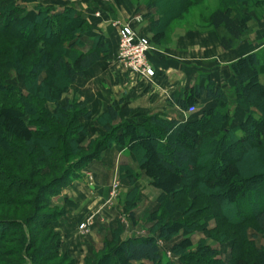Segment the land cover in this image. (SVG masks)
I'll return each mask as SVG.
<instances>
[{
	"label": "trees",
	"instance_id": "trees-1",
	"mask_svg": "<svg viewBox=\"0 0 264 264\" xmlns=\"http://www.w3.org/2000/svg\"><path fill=\"white\" fill-rule=\"evenodd\" d=\"M189 1L179 0L176 7L170 6L169 16L177 17ZM15 3L0 8V39L15 37L23 44L14 57H4L2 64L6 66L0 68L23 71L26 92L5 84L7 74L0 72V264H35L33 261L38 256L46 261L60 258V264H75L62 250L63 237L55 228L64 211L50 213L43 207L76 182L85 166L112 144L126 148L135 156L141 175L151 179V186L161 191L160 197H176L177 200H157L158 205L166 207L160 210L161 215H169L167 205L175 203L179 207L171 213L178 211L192 220L205 215L219 221L218 229L212 230L210 237L226 243L231 251L229 259L218 260L217 254L205 246L200 247L201 253L198 250L193 254H176L177 247L184 248L181 243L170 250L179 256V262L264 264V251L256 247L257 234L264 236V61L260 55L252 53L229 65L235 79V102L246 110L237 127L220 128L230 120L227 101L220 89L206 84L179 104L186 111L194 106L195 99L205 95L215 105L213 109L198 116L194 113L184 121L151 115L141 123L124 122L111 129L106 127L97 140L88 141L87 147L78 137L87 136L81 121L88 120L90 113L77 101L78 110L69 101L62 107L58 103L69 85L107 55L104 38L95 36L88 46L87 35L92 25L71 6L57 11L39 0ZM31 3L36 6L33 18L29 19L26 5ZM259 5H264V0H220L215 9L204 14L212 30L223 32L219 36L223 50H230L244 36L251 19L245 11ZM149 7L157 6L154 3ZM162 25L161 19L154 20L153 27L161 30ZM43 72L47 76L39 83ZM48 103L54 104L51 110L46 107ZM105 115L110 122L118 118L113 106ZM239 166L250 170L246 175L234 177ZM127 174L130 183L127 203L135 208L140 200L135 184L141 175L130 171ZM175 180L176 187L168 190ZM178 180L187 184L182 186ZM190 193L204 194L208 204L193 209L196 200H183ZM224 200H232V204L223 205ZM185 203L187 208L181 206ZM135 217L132 212L128 217L133 225L137 224ZM115 225L121 230L118 222ZM33 226L53 231L57 241L35 249V233L30 228ZM118 232L115 230L112 235L118 236ZM109 243L102 242L95 264H115L117 257L126 264H174L161 259V250L151 235ZM185 243V248L190 247L189 242ZM5 244L10 245L5 248ZM96 255L90 251L84 260ZM251 256L254 259L249 261L247 257Z\"/></svg>",
	"mask_w": 264,
	"mask_h": 264
},
{
	"label": "crops",
	"instance_id": "crops-1",
	"mask_svg": "<svg viewBox=\"0 0 264 264\" xmlns=\"http://www.w3.org/2000/svg\"><path fill=\"white\" fill-rule=\"evenodd\" d=\"M35 5H26L29 19L34 16ZM45 6L57 11L71 6L81 12L92 25L87 35L88 46L90 39L101 35L108 49L107 55L84 72L72 87L81 107L90 113L88 120L81 121L87 136H79V141L84 144L102 136L106 127L111 129L124 122L141 123L151 115L184 121L192 114L186 115L179 103L193 97L194 92L206 84L222 91L228 112H244L236 107L233 94L235 79L229 65L252 53H257L264 61V20H261L257 21L252 34L245 35L227 51L220 47L214 32L180 31L169 42L154 47L149 54L148 63L155 73L153 78L130 79L118 62L117 29L111 23H131L137 33L151 37V16L140 17L138 24L133 22L139 11L136 12L131 0H50ZM97 12L99 18L94 15ZM195 100L198 112L215 107L205 95ZM111 106L118 114L114 122L105 115ZM137 164L131 152L112 144L99 158L88 163L81 181L61 191L60 196L67 202L64 204V217L55 228L63 237V250L74 261H81L91 248L98 247L99 230L109 229L104 223L108 225L113 221L112 211L116 209L109 202L111 185L118 181L119 194L125 196L130 189L127 172L142 174ZM135 186L140 197L159 193L147 176L141 175ZM81 223L87 224L86 233L79 231Z\"/></svg>",
	"mask_w": 264,
	"mask_h": 264
},
{
	"label": "rangeland",
	"instance_id": "rangeland-1",
	"mask_svg": "<svg viewBox=\"0 0 264 264\" xmlns=\"http://www.w3.org/2000/svg\"><path fill=\"white\" fill-rule=\"evenodd\" d=\"M42 3H47L50 0H39ZM220 0H190L187 2L185 7L180 11L177 17L174 18V15L169 16L168 8L171 6L176 7L179 0H131L134 7L137 9L136 12L137 16L143 18L144 16L150 17V22L152 25V34L151 37H146L149 39V42L152 46V48L158 46L159 44H164L165 42H169L171 39L175 37L176 34L180 31H186L191 32L195 31L196 33H207V32H214L217 37L223 35V32H216L212 30L206 23L204 14L212 11L215 9ZM17 0H0V8L4 6V4L11 3V5H15ZM157 7L149 9L151 4H154ZM36 6V5H35ZM170 7V8H171ZM252 7V6H251ZM253 9H249L248 14L250 15L251 19L246 24V32L244 36L248 35L249 33H253L255 30V25L257 21L264 20V5H259L258 7ZM149 13H146L148 10ZM146 13V14H145ZM135 17V16H134ZM161 19L163 28L161 30L153 27L154 20ZM138 24V23H136ZM18 28V27H17ZM18 29H16L17 31ZM244 36L242 38H244ZM22 42L17 40V38H1L0 39V65L2 67H5L6 65L2 64L4 63V57L6 55L14 57L22 47ZM16 69V68H15ZM14 68H8L7 70L3 68V71L0 68V72L3 75L7 74L6 80L3 82L5 84H10L11 86L19 89L21 92L25 93L26 89L24 86L25 83V76L22 72L16 71ZM47 74L43 72L41 76L39 77V83H42L43 80L46 78ZM128 76V74H127ZM51 77V74H50ZM128 78L132 79L135 77ZM51 82V81H50ZM74 84V83H73ZM73 84L69 85V88L65 91V93L61 94L59 99V106H63L66 101L71 102L74 106V110H78L79 107L76 105V101L79 104L78 97L76 96V91L73 90ZM81 105V104H80ZM236 107H239L244 112H229V121L221 125V129H230L237 127L240 122L243 120L245 109L240 107L238 104H236ZM48 110H51L54 107L53 103H48L46 105ZM196 108V107H195ZM228 109V108H227ZM247 111L250 110V108L246 107ZM203 112H198L196 109L195 116H198V114H201ZM189 117H187L184 120H187ZM78 140H80V137H78ZM97 140V137L92 139L91 141ZM262 140L264 141V132L262 134ZM88 147V144H86ZM86 147V148H87ZM90 148V147H89ZM258 154V152H257ZM194 160V158H193ZM87 166V165H86ZM85 166V168H86ZM248 170H250L246 166H239L237 174L234 177L243 176L246 175ZM84 170H82L79 175L77 182L81 181L84 178ZM153 171L157 172V175L164 177L163 173L158 171L157 169H154ZM208 172V171H205ZM210 172V171H209ZM163 181V179H162ZM174 181L173 184H171L167 189L172 190L174 187H176V182ZM182 186H185L187 183L185 181H180ZM115 183L117 186H115ZM159 191L158 189H156ZM212 192V191H211ZM61 193L58 195H55L51 200L49 199L44 205L45 212H61L64 211V198L60 196ZM161 196V191H159L158 195H151V196H142L140 197V200L138 201L135 208L131 207V204L127 203V196L120 195L119 194V183L118 181H114L110 188V195H109V202L112 204L114 209L112 212L113 215V221L110 224H105L106 227H108V230H99V240H98V247L94 249L91 248V252L97 253L96 257L91 258L89 261H86L82 259L81 261L77 262L75 261V264H95L98 261V258L100 256V249L102 246V242L106 240L107 243L111 244L113 242H120L122 240H126L127 238H130L131 236H146L151 235L154 241H156L157 245L160 248L161 253V259L164 261H170L174 264H183L178 261L179 256L175 255L173 252L171 253L170 250L172 247L176 246L177 244H183L184 248L179 246L177 247L174 252L176 254L178 253H194L199 250L201 251L202 246H205L207 248L212 249L217 256L218 260L227 261L231 255V251L229 247L226 245V243L218 240H213L210 237V232L212 230L218 229L219 227V221L217 222L214 218H206L205 215H199L195 217L194 220H192L189 215H183L181 212L172 210L176 209V206L179 207V204H168L167 205V211L169 212V215L167 214H160V210L162 208L166 209L163 205H158L157 200L158 199H164L167 198L170 199H176L173 198L170 195ZM217 196V195H216ZM215 198V197H214ZM242 198L238 197L237 200H240ZM131 199H129L130 201ZM177 200V199H176ZM179 200V198H178ZM183 200L186 202H191L192 200H196V204L193 206V209H199L203 208L208 204V199L206 201L205 195L200 194L198 196L194 195L193 193H190L189 195H186ZM211 201V199H209ZM228 201V200H227ZM222 201L223 205L229 206L232 203V200L230 202ZM27 202H29V199H27ZM131 202V201H130ZM161 202V201H160ZM170 202V201H169ZM221 202V203H222ZM244 202V201H243ZM239 203H242L240 201ZM184 208L188 207V204L185 203L181 205ZM27 210V209H26ZM134 213L136 216L135 219L137 220V224L133 225L129 220V214ZM194 221V222H193ZM116 222H118L121 230L118 226H116ZM147 222V223H146ZM149 222V223H148ZM146 223V224H145ZM103 224V225H104ZM31 232L33 234L35 233V239H36V247L45 248L48 246L49 243H54L57 241V238H55V234L53 231L50 230H43L37 226L30 227ZM115 230H118L119 234L118 236L112 235L115 233ZM252 232V231H249ZM115 238V239H114ZM256 247L261 248L262 251H264V236L257 234L256 237ZM185 241L190 243V247L185 248ZM10 245V244H9ZM8 244H5V248L9 246ZM63 250V248H62ZM46 251V250H45ZM32 252V251H31ZM44 252V251H43ZM62 252V251H61ZM45 253L50 254V251L47 250ZM201 253V252H200ZM30 254V253H29ZM52 254V253H51ZM247 257V259L253 260L254 258ZM60 259V258H59ZM59 259H55L53 261H46L43 257H35V260L33 261L35 264H60L61 261ZM115 264H126L122 263L120 259L117 257ZM22 264V263H19ZM62 264H68V263H62ZM135 264V263H132Z\"/></svg>",
	"mask_w": 264,
	"mask_h": 264
},
{
	"label": "built area",
	"instance_id": "built-area-1",
	"mask_svg": "<svg viewBox=\"0 0 264 264\" xmlns=\"http://www.w3.org/2000/svg\"><path fill=\"white\" fill-rule=\"evenodd\" d=\"M94 15L96 18L100 17L98 12ZM140 21L139 16L133 17V22L139 23ZM111 25L117 29V59L125 73L130 77L141 79L153 78L155 73L148 63V56L153 51L149 39L137 33L131 23L121 24L114 21ZM195 111V106H191L185 114L191 115ZM115 186H117L116 183ZM78 229L86 233L87 224L81 223Z\"/></svg>",
	"mask_w": 264,
	"mask_h": 264
}]
</instances>
